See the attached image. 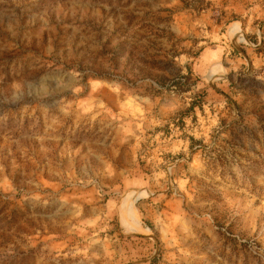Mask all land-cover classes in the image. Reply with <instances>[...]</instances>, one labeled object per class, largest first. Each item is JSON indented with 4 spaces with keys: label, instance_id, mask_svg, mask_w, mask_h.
<instances>
[{
    "label": "rangeland",
    "instance_id": "rangeland-1",
    "mask_svg": "<svg viewBox=\"0 0 264 264\" xmlns=\"http://www.w3.org/2000/svg\"><path fill=\"white\" fill-rule=\"evenodd\" d=\"M0 264H264V0H0Z\"/></svg>",
    "mask_w": 264,
    "mask_h": 264
},
{
    "label": "crops",
    "instance_id": "crops-1",
    "mask_svg": "<svg viewBox=\"0 0 264 264\" xmlns=\"http://www.w3.org/2000/svg\"><path fill=\"white\" fill-rule=\"evenodd\" d=\"M160 134V133H159ZM169 138H167V140H168ZM169 142L170 143H168L169 145H171L170 146V149H169V147L168 146H165L164 144L162 145V148H161V146L160 145H155L154 146V148H152V149H150V150H148V147H144L143 149L144 150H148L150 153H151V156H149L148 158H146L145 160L147 161V160H150V159H154V155H155V153L157 152V153H159V150L160 151H163V152H168L169 150H175L176 149V146H179V148L181 147V145L180 144H177V142L175 141V140H172V142L169 140ZM172 143V144H171ZM143 149H142V151H143ZM167 149V151H165ZM135 151H136V149H135ZM148 151L146 152V153H148Z\"/></svg>",
    "mask_w": 264,
    "mask_h": 264
}]
</instances>
